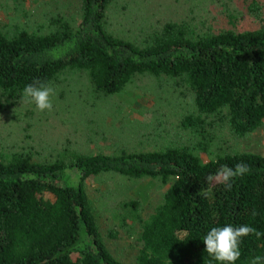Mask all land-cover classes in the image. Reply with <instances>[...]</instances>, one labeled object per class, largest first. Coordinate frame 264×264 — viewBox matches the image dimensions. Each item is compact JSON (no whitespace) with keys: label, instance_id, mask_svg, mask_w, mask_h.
<instances>
[{"label":"trees","instance_id":"16d2710c","mask_svg":"<svg viewBox=\"0 0 264 264\" xmlns=\"http://www.w3.org/2000/svg\"><path fill=\"white\" fill-rule=\"evenodd\" d=\"M113 1L83 0L75 28L57 20L58 28L48 34L22 31L13 37L0 28V91L19 96L26 85H52L67 70L85 71L104 95L120 94L138 74L166 76L193 96L199 114L222 116L238 137L262 126L264 23L204 37H190L185 25L169 23L164 34L140 46L107 32ZM183 121L184 127L206 123L194 114ZM207 146L114 155L68 151L47 163L23 154L0 159V264H123L107 248L84 186L106 173L149 178L164 188L161 204L141 221L138 264H219L205 250L211 228L249 225L264 233V154L218 152L207 158ZM241 162L251 171L234 178L230 190L207 182L222 166ZM240 250L235 264L264 257V236L243 237Z\"/></svg>","mask_w":264,"mask_h":264},{"label":"rangeland","instance_id":"374dc122","mask_svg":"<svg viewBox=\"0 0 264 264\" xmlns=\"http://www.w3.org/2000/svg\"><path fill=\"white\" fill-rule=\"evenodd\" d=\"M82 3L0 0V28L9 37L22 31L48 34L58 28L57 20L75 28ZM169 23L185 25L190 37L251 30L264 23V0H114L105 19L109 34L140 46L164 34ZM50 86L53 110L44 112L23 103L22 95L0 91V159L23 154L47 163L68 151L114 155L197 143L208 144L207 158L218 152L264 154V122L238 137L222 116L199 114L193 96L166 76L138 74L120 94L104 95L85 71L67 70ZM190 114L200 116L205 126L184 127ZM84 186L107 248L123 264H138L141 221L163 201V186L113 173L92 176Z\"/></svg>","mask_w":264,"mask_h":264},{"label":"clouds","instance_id":"9594fccd","mask_svg":"<svg viewBox=\"0 0 264 264\" xmlns=\"http://www.w3.org/2000/svg\"><path fill=\"white\" fill-rule=\"evenodd\" d=\"M54 95L55 89L52 86L37 80L24 87L22 102L34 103L41 112L52 111V97ZM250 171V167L241 162L234 167L222 166L217 174L209 175L206 179L210 185L223 183L230 190L232 187L231 182L234 178L242 177ZM249 235H255L259 238L264 236V233L249 225L233 226L229 224L223 227H213L203 238L206 245L205 250L219 264H235L241 256L240 245L242 238ZM250 264H264V257L256 256L252 258Z\"/></svg>","mask_w":264,"mask_h":264}]
</instances>
